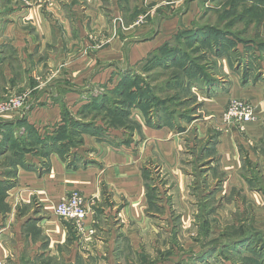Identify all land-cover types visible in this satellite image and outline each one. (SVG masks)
<instances>
[{
	"label": "rangeland",
	"instance_id": "rangeland-1",
	"mask_svg": "<svg viewBox=\"0 0 264 264\" xmlns=\"http://www.w3.org/2000/svg\"><path fill=\"white\" fill-rule=\"evenodd\" d=\"M61 3L62 0H0V25L28 10L44 15L54 27L59 26ZM185 4L178 8L167 6L166 11L173 17L181 15L183 8L186 12L190 9V4ZM81 7L86 9L87 4ZM192 7V21L173 22L169 30L175 28L174 37L131 64L125 59L129 45L152 40L161 22L149 21L150 16L140 18L133 28H141L143 36L138 40L131 34L125 37L122 35L129 30L128 22L120 16V8L112 10L107 3L101 5L113 39L124 43L123 58L96 66L90 78L79 86L66 85L78 94L76 102L60 101V118L49 123L55 128H45L49 132L43 138L57 137L62 141L57 143L60 146L48 149V153L60 156L82 147L85 138L98 142L108 139L112 149L124 145L123 150L134 153L130 161L137 162L143 175L145 205H137L138 212L134 214H125L121 204L110 203L109 194L103 197L104 204L75 191L88 204L89 226L87 218L84 222L87 232L79 233L71 222L57 218L67 230H75L78 239H65L63 247H58L63 249L59 251L61 255H47L41 262L25 264H264V166L249 160L243 146L232 141L241 165L248 168L246 179L243 176L244 188H238V182L237 187L232 186L230 176L219 171L221 129L203 109V101L218 93L212 88L225 85L220 93L230 91L231 76L238 78L240 90L247 84H264V0H196ZM89 27L90 22L84 26ZM194 32L197 34L190 36ZM90 34V40L97 44L107 36L103 32L95 37ZM201 34L203 39L212 36L219 47L215 50L203 46L199 42ZM174 58H182V62L175 63ZM215 58L224 59L228 66L225 73ZM65 91L48 93L58 94L56 99L60 100ZM32 92L29 89L8 95L1 104L26 94L24 107L14 112L17 114L13 119L27 120L30 106L35 109L44 105L29 102ZM128 93L133 95L128 97ZM57 100L45 104L49 108ZM231 100L251 104L245 97ZM159 119L161 123L157 124ZM77 125L79 130H75ZM143 127L166 128L171 132L168 139L173 133L180 135L176 139L180 149L175 169L151 156ZM31 146V151L39 154L36 146ZM87 148L82 157L90 163L95 148ZM140 154L150 156L140 160ZM253 154L262 156L264 164V144L253 147ZM203 159L207 163L200 165Z\"/></svg>",
	"mask_w": 264,
	"mask_h": 264
},
{
	"label": "crops",
	"instance_id": "crops-1",
	"mask_svg": "<svg viewBox=\"0 0 264 264\" xmlns=\"http://www.w3.org/2000/svg\"><path fill=\"white\" fill-rule=\"evenodd\" d=\"M195 1L62 0V8L58 12L59 26L54 27L44 15L28 10L23 11L22 16L16 15L18 18L1 23L0 104L8 95L30 89L34 95L32 98L29 97V102L44 105L35 109L30 106L26 111L27 120H24L33 130L16 124L18 120L13 117L17 113L0 115V264L41 262L47 255L60 254L65 239H68V242L70 240L74 242L73 238L78 239L76 231L67 230L54 214V207L58 201L72 192L80 191L86 197L95 198L104 204L103 197L109 194L110 203L121 204L125 214L138 212L137 205L144 207L143 175L137 162L130 161L135 158L134 153L123 150L124 145L112 149L113 146H110L111 141L108 139L98 142L85 138L82 147L73 148L68 155L60 156L43 149L41 139L49 132L45 128L51 127L50 130L55 128L54 124L49 126V123L60 118L58 106L60 101L76 102L78 94L75 95L72 89L69 91L66 85L79 86L81 82L84 83L90 78L96 66L102 67L113 59H119L120 56L123 58L124 43L113 39L110 25L108 27L106 24L109 19L101 10L103 3H107L112 10L120 8V16L128 22L126 28L129 30L122 35L125 37L131 34L138 40L143 36L141 28H133L140 18L142 20L150 16L149 21L161 22L152 40L137 41L129 45L130 49L126 52L125 59L134 64L175 35V28L173 31L169 30L173 22L193 20L192 6ZM185 2L190 4V9L186 12L183 8L184 11L181 15L178 14L179 16L173 17L166 11L167 6L178 8L185 6ZM84 3L87 4L86 9L81 7ZM89 22L90 27L84 28ZM101 32L107 33V36L98 44L90 40L93 37L88 36L90 33L95 37ZM193 34L197 32L191 33L190 36ZM199 38V42L207 48L216 50L219 47L212 41V36L203 39L201 34ZM205 52L211 55L210 51ZM210 57L214 59L213 56ZM216 61H220L222 64L220 70L225 73L227 64L225 65L224 59ZM230 79L232 80L230 91L220 93L225 85L212 88L214 93L216 90L218 93L203 101V109L207 113L206 117L215 119L217 127L221 129V143L218 148L222 169L219 167V171L230 176L232 186L237 187L238 182V188H244L243 176L246 179L245 173L248 168L241 165L232 141L236 140L238 146H243V150L249 154V160L254 163L257 161L259 166H264L261 163L263 157L253 154V147L264 144L262 108L264 84L261 82H256L255 86L247 84L240 90L237 87L238 78L231 76ZM64 89L66 91L60 100L56 99L58 94L48 93V90ZM236 97L249 99L254 110V120L241 129L235 125L224 126L220 122L225 105L229 103L230 98ZM52 99L58 103L48 108V104L45 103L51 102ZM142 132L144 139L150 144L151 156L154 155L155 159L162 161L172 170L175 169L178 166L177 156L180 149L177 147L176 139L180 135L173 133L172 139H168L171 132L166 131V128L143 127ZM16 144L20 145L22 151ZM31 145L36 146L39 154L37 151H31ZM88 145L95 148L93 159H88L92 161H89L90 163L82 157L83 150H87ZM57 146H60V143ZM44 154L46 156H40ZM149 156L140 154L139 157L142 160ZM200 163V165L207 163L206 159ZM178 171L180 172V169ZM261 175L264 177V173ZM106 189L109 193H106ZM121 200L128 202L129 205L125 206ZM89 222L90 219L87 218V226Z\"/></svg>",
	"mask_w": 264,
	"mask_h": 264
},
{
	"label": "built area",
	"instance_id": "built-area-1",
	"mask_svg": "<svg viewBox=\"0 0 264 264\" xmlns=\"http://www.w3.org/2000/svg\"><path fill=\"white\" fill-rule=\"evenodd\" d=\"M27 95L9 98L0 104V115H8L22 109L25 105ZM254 120V110L250 103L245 101L231 100L220 117L224 126L235 125L239 129ZM57 218L71 222L79 233H85L84 222L88 216V204L79 192H72L63 197L54 207ZM92 232L90 231L89 234Z\"/></svg>",
	"mask_w": 264,
	"mask_h": 264
},
{
	"label": "trees",
	"instance_id": "trees-1",
	"mask_svg": "<svg viewBox=\"0 0 264 264\" xmlns=\"http://www.w3.org/2000/svg\"><path fill=\"white\" fill-rule=\"evenodd\" d=\"M180 59H182V58H174L173 59V62H175V63H179V62H182V61H180ZM129 95H127L128 97H130V96H132L133 95V93H128ZM136 101H139V102H142V100L141 99H139V98H137V99H135ZM92 106H93V104H92ZM145 108V106L142 108V111H143V109ZM17 121V120H16ZM156 121V120H155ZM161 123V121H160V119L157 121V124H160ZM2 124V123H1ZM17 125H20V126H26L27 127V129L29 128V126L26 124V121L24 120V119H21V120H19V121H17V123H16ZM80 126L79 125H77V126H75V130L76 129H80L79 128ZM83 129H86V127H82ZM29 129H31V130H33V128H29ZM65 134H67L66 132H65ZM42 141H41V143H42V146H43V149H49V148H53V146H55V145H57V143L58 142H60L61 140H58L57 141V137H46V138H43V139H41ZM62 142V141H61ZM16 147H18V149L20 150V151H22V149L21 148H19L20 147V145H17L16 144Z\"/></svg>",
	"mask_w": 264,
	"mask_h": 264
}]
</instances>
